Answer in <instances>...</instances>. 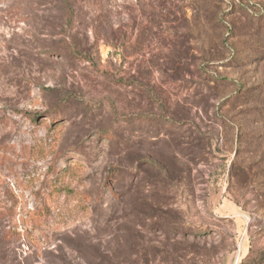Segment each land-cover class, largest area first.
Masks as SVG:
<instances>
[{"label":"rangeland","instance_id":"1","mask_svg":"<svg viewBox=\"0 0 264 264\" xmlns=\"http://www.w3.org/2000/svg\"><path fill=\"white\" fill-rule=\"evenodd\" d=\"M0 264H264V0H0Z\"/></svg>","mask_w":264,"mask_h":264}]
</instances>
